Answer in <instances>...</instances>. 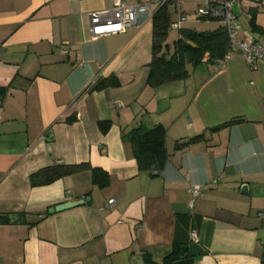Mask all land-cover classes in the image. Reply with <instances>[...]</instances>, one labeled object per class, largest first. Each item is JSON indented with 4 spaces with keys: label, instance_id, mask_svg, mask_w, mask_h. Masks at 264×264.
<instances>
[{
    "label": "crops",
    "instance_id": "1",
    "mask_svg": "<svg viewBox=\"0 0 264 264\" xmlns=\"http://www.w3.org/2000/svg\"><path fill=\"white\" fill-rule=\"evenodd\" d=\"M114 1L0 0V214L18 217L0 223V264H161L175 235L192 231L193 264H264V59L250 67L234 49L219 68L202 63L186 79L150 87L161 0H121L148 8L123 32L93 37L89 14ZM186 1L170 5L171 22L188 15ZM235 11L248 24L238 37L264 46V4L242 1ZM252 14L262 32L252 31ZM184 25L172 42L169 31L170 49L191 29ZM105 78L119 83L92 89ZM232 119L241 121L210 131ZM156 124L166 129L169 158L153 175L139 170L124 135ZM79 163L108 172L109 184L94 185L89 169L30 184L41 168ZM191 185L201 188L196 198Z\"/></svg>",
    "mask_w": 264,
    "mask_h": 264
},
{
    "label": "trees",
    "instance_id": "2",
    "mask_svg": "<svg viewBox=\"0 0 264 264\" xmlns=\"http://www.w3.org/2000/svg\"><path fill=\"white\" fill-rule=\"evenodd\" d=\"M175 0L160 5L152 18V60L149 64V72L146 82L150 87H157L167 82L186 79L192 71L202 63L215 64L223 60L230 51L229 35L225 26L218 19L210 17H199L204 21H219V27L214 30L199 31L196 29H181V36L174 42L170 49L166 43L170 31L171 13L170 5ZM253 32H262L255 24L254 15L249 21ZM115 78H105L94 83L92 89L99 90L110 86H117ZM241 119H232L229 122L210 128L216 132L222 128L240 122ZM102 127H107L109 122H100ZM204 134L196 136L184 143H177L175 149H181L191 143L202 140ZM166 129L156 124L152 128L139 125L124 135L132 148L133 156L139 170H156L158 175L165 167L169 154L165 145ZM89 169L91 171L92 183L99 188L109 184V174L103 169L90 166L88 163L79 164H57L37 170L29 177L32 186L50 184L64 176L75 174L79 171ZM154 175V174H153ZM20 216L25 217L21 213ZM33 222L26 223L33 225ZM10 221L9 215L0 214V223ZM191 245L188 235L177 233L174 237L169 252L162 259L161 264H193V257L189 255L188 247ZM149 256V255H148ZM149 264H158L149 260Z\"/></svg>",
    "mask_w": 264,
    "mask_h": 264
},
{
    "label": "built area",
    "instance_id": "3",
    "mask_svg": "<svg viewBox=\"0 0 264 264\" xmlns=\"http://www.w3.org/2000/svg\"><path fill=\"white\" fill-rule=\"evenodd\" d=\"M171 0H161V4ZM218 7H213L210 0H205L197 14L200 17H210L220 20L225 26L229 35L230 51L225 55L223 60H218L216 67L219 68L223 62L231 57V52L236 49L252 67L257 61L264 59V46L259 44L253 37L240 39L238 37L239 23L236 18L235 8L242 1H250L254 3L264 4V0H217ZM148 8V4H136L132 6L125 5L121 0H115L111 9L103 11H95L89 14L90 30L93 37H100L107 34H115L123 32L130 26L137 23V15ZM187 16L180 15L179 20L171 22V29H179L180 23L185 21ZM119 104H117L118 106ZM154 170L152 174H156ZM193 198L201 194L199 185H191L189 188ZM113 204V200L109 201ZM192 244L197 243V233L192 231L189 235Z\"/></svg>",
    "mask_w": 264,
    "mask_h": 264
},
{
    "label": "rangeland",
    "instance_id": "4",
    "mask_svg": "<svg viewBox=\"0 0 264 264\" xmlns=\"http://www.w3.org/2000/svg\"><path fill=\"white\" fill-rule=\"evenodd\" d=\"M199 0H187V4H186V12H187V21L185 22L184 21V26H189L190 28H192L193 26H195V24L198 22L199 23H206V26H210L211 28H215L218 23L217 22H209V21H204L203 19H199L198 17V14H197V4ZM204 1L201 2V6L204 5ZM179 8L177 10V12H174L172 11V16L174 18H177L178 17V14H179ZM236 12V11H235ZM239 13V12H238ZM239 24L241 23L242 24V27L243 28H247L248 27V24H247V17H244L243 15H239ZM176 38V30L174 31V29H171L170 30V33H169V41L172 42L174 39Z\"/></svg>",
    "mask_w": 264,
    "mask_h": 264
},
{
    "label": "water",
    "instance_id": "5",
    "mask_svg": "<svg viewBox=\"0 0 264 264\" xmlns=\"http://www.w3.org/2000/svg\"><path fill=\"white\" fill-rule=\"evenodd\" d=\"M49 136H51V135L49 134ZM241 192H243V193H247L248 192V186L246 184L242 185ZM86 201H87V199L80 200V201L66 202V203H63V204H60V205H56L54 207H50L46 211V213L52 214V213H55V212H59V211H62V210H65V209H68V208L83 204ZM46 213H43V214H46ZM17 219H18L17 215H12L10 217L11 221L17 220ZM188 252H189V255L191 257H194L195 259H198L200 257V247L197 244L190 245L188 247Z\"/></svg>",
    "mask_w": 264,
    "mask_h": 264
}]
</instances>
